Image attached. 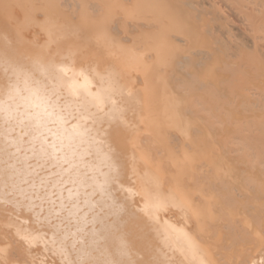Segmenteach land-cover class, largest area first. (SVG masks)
I'll return each instance as SVG.
<instances>
[{
    "label": "bare ground",
    "instance_id": "obj_1",
    "mask_svg": "<svg viewBox=\"0 0 264 264\" xmlns=\"http://www.w3.org/2000/svg\"><path fill=\"white\" fill-rule=\"evenodd\" d=\"M25 74L91 178L0 121V264H264V0H0V102Z\"/></svg>",
    "mask_w": 264,
    "mask_h": 264
},
{
    "label": "snow or ice",
    "instance_id": "obj_2",
    "mask_svg": "<svg viewBox=\"0 0 264 264\" xmlns=\"http://www.w3.org/2000/svg\"><path fill=\"white\" fill-rule=\"evenodd\" d=\"M22 83L23 90L28 92L26 97L21 96L19 76L15 82L5 83L4 94L8 99L0 102V121L9 128L14 125L28 128L33 142H40L39 154L42 158L54 160L62 166L69 165L70 167L66 170L72 173V182L86 183L91 177H88V173L74 161L78 155L81 160L83 159L80 150L90 129L84 125L74 126L71 130L64 126V106L60 103L56 86L35 80L29 74L24 75ZM17 98L23 99L25 103L21 105L18 102L15 104L8 102L17 100ZM49 124L59 126L54 141L51 143L47 138L48 131H50Z\"/></svg>",
    "mask_w": 264,
    "mask_h": 264
}]
</instances>
